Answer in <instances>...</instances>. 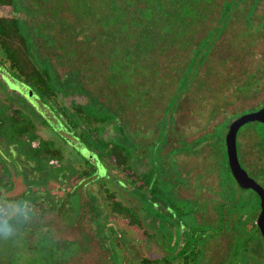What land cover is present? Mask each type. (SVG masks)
I'll use <instances>...</instances> for the list:
<instances>
[{
    "label": "rangeland",
    "instance_id": "1",
    "mask_svg": "<svg viewBox=\"0 0 264 264\" xmlns=\"http://www.w3.org/2000/svg\"><path fill=\"white\" fill-rule=\"evenodd\" d=\"M123 1L128 0H16L14 8L0 6V15L23 20L34 44V59L48 65L54 80L62 84L57 89L60 102L77 100L92 114L120 121L133 163L143 170L151 161L181 207L143 200L131 187L118 184L119 176L107 159L102 161L75 141L56 112L0 67L1 110L11 102L28 112L32 106L39 114L33 117L39 136H55L43 118L57 137L67 139L62 143L63 160L51 167L58 179H50L48 189L36 182V172L11 165L10 157L0 151V208L5 220L17 210L15 197L22 196L25 203L29 194L39 198L28 222L30 232L22 231L28 241L20 242L11 230L5 236L0 233V248L8 257L13 250L19 253V264H31L35 243L45 234L59 252L57 264H115L111 250L118 245V258L125 254L133 261L172 254L183 240L197 236L192 231L199 226L204 231H198L203 235L198 264H231L233 227L240 214L233 211L245 204L240 211L246 217V208L256 199L251 190L231 182L223 162L224 138L233 113L264 101V0H180L177 7L171 0H142L154 9L137 3L127 15L122 13ZM124 25L132 26L131 38L123 32ZM263 141L255 122L237 132L240 165L264 188ZM84 159L95 163L96 175L74 181L72 174L83 167ZM34 177L35 182L27 181ZM105 180L121 201L138 210L143 228L152 236L108 215L99 188ZM252 250L257 256L250 262L264 264L260 238L253 241Z\"/></svg>",
    "mask_w": 264,
    "mask_h": 264
},
{
    "label": "trees",
    "instance_id": "2",
    "mask_svg": "<svg viewBox=\"0 0 264 264\" xmlns=\"http://www.w3.org/2000/svg\"><path fill=\"white\" fill-rule=\"evenodd\" d=\"M15 2L16 0H0V6L14 8ZM171 2L175 3L176 7L177 4H181L180 0H171ZM122 3L123 6L121 8L123 15H127L126 12H129L137 3H143L142 6L147 3L146 6L154 9V7L149 4V1L128 0L123 1ZM154 3L162 4L165 2L164 0H155ZM142 6H139V8ZM131 28L132 26L130 25L123 26V32L127 34L126 37L131 38V35L133 34ZM0 67L6 71L12 72L15 78L30 87L33 92L36 93V96L40 98L44 104L48 105L50 111L56 112L61 118L65 131L69 132L74 137L75 141L77 139L84 143L88 148L92 149L102 161L107 159L108 164L110 163V167L114 169L119 176V179L117 180L118 184L122 183L125 187H131L135 194L143 200L152 198L153 200H161L174 209L181 207V205H179L180 202H178L180 199L173 198L167 190V187L162 184L159 177V170L157 167L155 168L151 165V161L150 165L143 170H140L139 166L136 163H133L129 141L120 121L116 120L113 122L107 120L105 117L92 114L89 112L86 103L77 100H72L69 103H65V105L60 102L57 89L60 88L62 84H59L58 81L54 80L48 65H39L36 59H34V44L31 36L28 34L26 27H24L23 20L14 14L0 15ZM249 87L250 85H248V88ZM181 88L182 87L179 86V89ZM263 106L264 101L261 102L257 108L244 109L239 113H233L228 124L230 125L233 120L240 115L255 111ZM31 109L32 111L28 112L30 109L25 110L18 106H14L12 102L8 103L5 112L0 108V151L6 158H8V156L10 157L12 162L11 165L14 166V164L16 165L18 163L22 170L25 168L32 172H36L39 175L37 181L35 180V177L34 179H27L29 183L30 181H36L48 189L49 180L58 179V176L54 175V169H51V167H55V165H58L63 160L62 143L67 141V139L64 136L63 139L57 137L52 131L50 125L43 118V124L55 136H48L46 138L39 136L37 132V123L33 118L34 115L38 113L32 106ZM255 123L261 127L264 134V123ZM228 124L227 127H229ZM162 126L166 127V122L163 121ZM225 141L226 139L224 138V142ZM223 150L225 169L231 178V182L237 185L229 169L227 153L225 152V149ZM83 163L82 168L73 172L72 175H74V181L95 177L97 171L95 163L88 159H84ZM14 173L18 175L17 170ZM256 175L260 176L261 174L256 173ZM69 176L67 178H69ZM107 181L108 180H105L100 183L99 188L103 193L108 215L125 221L128 226L142 229L143 234H146L149 237L152 236L151 233L143 228L138 210L121 201L118 198L116 191L108 186ZM29 183H27L28 186ZM237 187L239 186L237 185ZM87 192L90 193L91 198H95L89 188ZM252 192L256 201L254 204H250L248 208H246V217L243 212L240 211L245 207V204L238 210L233 211L234 214H237V212H240V214L237 215L238 218L233 227L234 233L236 234L235 245L228 258L229 260L227 259L231 264H252L250 261H253L254 259L252 258L257 256L252 250L253 241L257 237L261 239L264 246L263 238L255 223L260 210L259 198L254 191ZM27 194L28 192L25 193L26 196ZM27 197H29L27 203H25L22 196H17L13 199L16 201L17 210L13 214H10L12 216L9 217L8 220H5L6 212L2 211L0 208V224H2L3 221H7L8 225H10L13 230V236L21 239L20 242L25 239V236L22 237V231L24 229H28L29 231L28 222H30L32 216H34L35 208L33 209V207L39 201L38 196L34 197V195L29 194ZM47 204L50 206L52 205V202H49L48 200ZM222 205L221 203L218 205V209L221 212L220 219H223ZM26 206H28L27 209ZM11 208L12 207L9 206V209ZM242 216L244 217V221L241 223ZM101 218H103V216ZM199 229V226H195L194 231L192 232H196L197 236L192 235L190 238L183 240L181 245L172 254H163L157 257L143 256L140 259L133 261L132 259L127 258L125 254L121 258H118L117 248L121 246L116 245V250H114V248L111 250L112 258L115 264H198L201 263L199 257L202 251V247L199 248V242L203 239V235L198 233ZM200 230L204 231L202 228ZM110 231L112 235H114V237H112L116 239L115 230L110 227ZM0 233L5 236V233ZM27 241L28 240H24V242ZM35 245L37 249L35 250V257H31V264L58 263L59 252L55 250L54 242L48 237V235L40 234ZM240 251L243 252L242 259L240 260L242 263L238 262ZM62 253H67V251L61 252L60 256ZM18 259L19 253L15 250H13L8 257L5 251L3 252L2 248H0V264H19Z\"/></svg>",
    "mask_w": 264,
    "mask_h": 264
},
{
    "label": "water",
    "instance_id": "3",
    "mask_svg": "<svg viewBox=\"0 0 264 264\" xmlns=\"http://www.w3.org/2000/svg\"><path fill=\"white\" fill-rule=\"evenodd\" d=\"M247 122L264 123V106L255 111L240 115L229 125L226 135V153L229 169L237 185L242 189L254 191L259 198L260 210L255 223L264 241V188L242 168L237 155V132Z\"/></svg>",
    "mask_w": 264,
    "mask_h": 264
},
{
    "label": "clouds",
    "instance_id": "4",
    "mask_svg": "<svg viewBox=\"0 0 264 264\" xmlns=\"http://www.w3.org/2000/svg\"><path fill=\"white\" fill-rule=\"evenodd\" d=\"M11 226L8 225L7 221H3L2 224H0V232H3L5 234H10L11 232Z\"/></svg>",
    "mask_w": 264,
    "mask_h": 264
}]
</instances>
